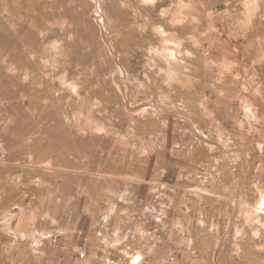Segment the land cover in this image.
<instances>
[{
    "label": "rangeland",
    "instance_id": "rangeland-1",
    "mask_svg": "<svg viewBox=\"0 0 264 264\" xmlns=\"http://www.w3.org/2000/svg\"><path fill=\"white\" fill-rule=\"evenodd\" d=\"M0 264H264V0H0Z\"/></svg>",
    "mask_w": 264,
    "mask_h": 264
}]
</instances>
